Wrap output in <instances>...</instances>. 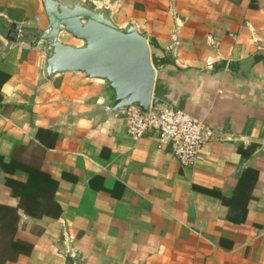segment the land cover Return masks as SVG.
Listing matches in <instances>:
<instances>
[{
	"label": "crops",
	"instance_id": "1",
	"mask_svg": "<svg viewBox=\"0 0 264 264\" xmlns=\"http://www.w3.org/2000/svg\"><path fill=\"white\" fill-rule=\"evenodd\" d=\"M80 1L146 37L157 106L207 141L194 167L134 141L107 82L46 76L41 1L0 0V264H264V0Z\"/></svg>",
	"mask_w": 264,
	"mask_h": 264
},
{
	"label": "water",
	"instance_id": "2",
	"mask_svg": "<svg viewBox=\"0 0 264 264\" xmlns=\"http://www.w3.org/2000/svg\"><path fill=\"white\" fill-rule=\"evenodd\" d=\"M40 1L48 26L37 31L36 37L37 45L46 51L47 77L78 72L107 82L114 93V113L137 108L147 114L158 105L150 44L135 26L119 29L106 10L91 9L80 0ZM15 28L20 31L19 26ZM62 33L83 45L61 43Z\"/></svg>",
	"mask_w": 264,
	"mask_h": 264
},
{
	"label": "built area",
	"instance_id": "3",
	"mask_svg": "<svg viewBox=\"0 0 264 264\" xmlns=\"http://www.w3.org/2000/svg\"><path fill=\"white\" fill-rule=\"evenodd\" d=\"M124 113L127 133L134 141L153 134L159 148L173 147L183 167L197 164L207 141L204 125L198 119L184 111L159 106L151 107L147 114L137 108Z\"/></svg>",
	"mask_w": 264,
	"mask_h": 264
},
{
	"label": "trees",
	"instance_id": "4",
	"mask_svg": "<svg viewBox=\"0 0 264 264\" xmlns=\"http://www.w3.org/2000/svg\"><path fill=\"white\" fill-rule=\"evenodd\" d=\"M156 60V63H158L159 60L155 59Z\"/></svg>",
	"mask_w": 264,
	"mask_h": 264
}]
</instances>
